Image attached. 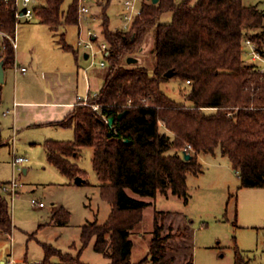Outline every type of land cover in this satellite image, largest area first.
<instances>
[{
  "label": "trees",
  "instance_id": "obj_1",
  "mask_svg": "<svg viewBox=\"0 0 264 264\" xmlns=\"http://www.w3.org/2000/svg\"><path fill=\"white\" fill-rule=\"evenodd\" d=\"M64 1L39 0L37 19L53 31L78 25V0L66 11L62 10ZM104 12L103 36L109 55L105 57L108 68L103 85L96 96L89 97V105L77 104L56 123L73 128L74 139H50L44 146L48 161L71 178L82 175L71 158L82 148L92 147L93 168L112 212L104 224L83 226L82 249L77 256L44 244V259L32 264H53L54 256L60 257V264H87L80 256L92 240L94 250L110 258V264H174L176 257L168 254L173 249L171 241L176 237L188 241L191 250L190 222L174 234L170 226V232L164 234L163 220L171 212L156 210L149 252L133 263L131 231L153 203L130 196L126 189L150 198L172 193L188 203L187 177L202 171L200 154H215L219 149L238 174L239 189L264 188V72L244 61L242 48L245 36L264 45V11L245 5L243 0H152L143 5L127 31L111 30ZM167 12L172 20L163 23L161 17ZM0 23L1 29L13 35L16 18L11 3L0 1ZM149 31L154 34L156 57L152 72L127 62L141 49ZM60 43L77 55L78 50L66 42L65 33ZM14 50L9 38L0 39L4 67L14 64ZM169 70H174L173 78L190 81L186 100L192 105L179 103L162 90ZM93 105H99L100 112ZM105 117H115L114 128ZM161 124L173 136L161 132ZM186 149L192 155L190 160L184 159ZM170 150L175 152L167 154ZM232 197L237 216V195H230L229 201ZM53 220L64 226L70 213L61 207L53 213ZM12 229L9 201L0 192V231L11 233ZM185 264H194L192 252H188ZM235 264H249L240 250L236 251Z\"/></svg>",
  "mask_w": 264,
  "mask_h": 264
},
{
  "label": "rangeland",
  "instance_id": "obj_2",
  "mask_svg": "<svg viewBox=\"0 0 264 264\" xmlns=\"http://www.w3.org/2000/svg\"><path fill=\"white\" fill-rule=\"evenodd\" d=\"M74 0H65L62 10L66 11ZM88 0L90 12L81 18V35L89 38L88 31H93L98 37L95 46L98 48L104 42L103 36V12L106 11L110 19L111 30H124L125 0ZM245 5L257 6L264 11V0H243ZM107 5V7H106ZM95 16V17H94ZM172 20L170 12L164 13L161 22L168 23ZM39 23L38 19L22 21L18 27V39L24 31L26 40L32 43L41 42L40 34L43 30L50 34L48 45L40 46L37 55L53 57L60 53L61 56H72L65 53L61 48L60 38L66 34V42L75 46L78 51V61L81 64V72L86 66L92 68L90 72L101 71L98 76L100 84L107 72L106 68L100 66L101 61H106L102 52L96 56L85 59V54H90L83 47H77L79 37V26L69 25L58 31H52L46 25L33 26ZM30 30V31H29ZM31 32V35L30 33ZM253 32V31H249ZM19 42V40H18ZM154 34L149 31L144 39L142 47L133 58L137 61L129 66H143L151 72L155 66ZM30 52L25 57L31 58ZM61 65H65L63 59ZM29 68L28 63L23 64ZM12 67V73H15ZM11 69V68H10ZM19 70V69H18ZM162 90L172 99L179 103L192 105L186 100L190 91V84L177 78H168L161 85ZM1 106V104H0ZM12 105L0 107V182H9L17 178L22 184L15 200L9 201L13 229L10 237L0 233V264L2 262L11 264H32L41 262L45 257L43 245H51L63 254L70 253L77 256L82 249L81 232L85 224L97 222L104 224L112 212V204L103 198L101 193V182L98 179L92 164L94 149L84 147L77 157L71 161L81 169L87 183L76 184L75 178L62 173L55 165L50 163L45 154L43 142L46 138L54 140H73L74 129L50 127L48 129L27 128L21 129L18 134L13 131V117H4L3 113ZM161 132H169L161 124ZM49 131V132H48ZM47 135V136H45ZM170 150L167 154H173ZM25 156L29 162L23 171L14 170L12 161L15 156ZM199 162L202 171L198 175L189 174L187 177L188 203L183 197L177 195L158 193L155 198L142 197L130 189L127 193L137 199L149 201L153 204L147 207L143 213L141 223L131 231L130 239L133 241L131 261L139 262L147 256L154 230V213L156 210L171 212L163 220L164 234L176 232L178 227L191 225L192 241L191 250L188 243L181 238H175L171 246L175 251H169L170 256H175L174 264H185L188 252H192L195 264H235V254L240 250L244 259L249 264H264V193L255 195L254 188L239 192V177L227 157L223 156L219 149L215 154H201ZM26 169V172L24 170ZM240 194V195H239ZM230 195L241 197L242 205L239 206L234 197L229 201ZM35 198L46 204L45 208H39L31 204L30 200ZM65 208L70 213L68 224L62 226L53 220V213L59 208ZM162 222V221H161ZM94 240L83 249L80 259L87 264H110L111 259L93 248ZM188 249V251L186 250ZM53 264H60L61 259L54 256Z\"/></svg>",
  "mask_w": 264,
  "mask_h": 264
},
{
  "label": "crops",
  "instance_id": "obj_3",
  "mask_svg": "<svg viewBox=\"0 0 264 264\" xmlns=\"http://www.w3.org/2000/svg\"><path fill=\"white\" fill-rule=\"evenodd\" d=\"M41 25L45 24H42L39 21V23L34 24L33 26L41 27ZM78 26L80 33L81 24H78ZM62 27L65 28L66 26H61L60 28ZM49 29L51 28L49 27ZM29 33L31 35V32ZM40 38L41 42L37 40V42L32 43L30 38L26 40L25 31L20 34L18 47L14 50V64L4 67V82L0 84V107L12 105L10 109L8 108V110L3 113V116L13 117V131L15 135L18 134L21 129L32 127L40 129L61 127L56 125V123L62 121L69 113H71L77 104H81L83 99L90 96H96L103 85V82L102 85L100 84L98 77L101 74V71L92 73L90 72L92 68L89 65L81 72V64L78 61L79 51L77 55H75L72 51L64 49L61 45L60 49L62 50L59 51L71 53L73 58L72 56H67L68 54H66V56H61L58 52L55 53L56 55L53 57L37 55L40 46L48 45L47 43L50 41V34H47V32L43 30L42 34H40ZM78 39L77 47H79ZM71 46L75 50H78L75 46ZM27 52H30L33 56L31 58H26L25 53ZM86 54L85 59H88L86 58ZM61 59L65 61V65L60 64ZM24 63H28L29 68L24 67ZM12 67H16V74L12 73ZM23 68H25V71L22 70ZM50 139L51 138H46L43 142L46 156L47 153L44 144ZM200 156L201 154L199 157ZM24 172H26V169ZM246 189L249 188L239 189L238 186L240 193ZM254 189H256V191L264 190V188ZM254 193L255 195H258L259 193L264 192ZM240 200L241 197L239 198L238 196L237 201L241 207L242 202ZM147 202L153 203L152 200ZM0 233L7 237L11 236L5 232L0 231ZM38 263H40V261ZM2 264H4V262H2Z\"/></svg>",
  "mask_w": 264,
  "mask_h": 264
},
{
  "label": "built area",
  "instance_id": "obj_4",
  "mask_svg": "<svg viewBox=\"0 0 264 264\" xmlns=\"http://www.w3.org/2000/svg\"><path fill=\"white\" fill-rule=\"evenodd\" d=\"M4 1L5 3H11L12 8L15 10V18H16V24H15V30L13 35H9L6 31L1 29V23H0V39L4 40L6 38H9L13 44L14 49L18 47V27L22 21H32L36 19V7L38 6L39 0H0ZM152 0H125V13H124V19H125V25L124 28H127V30L130 29L132 23L134 20L142 13L143 5L145 3H149ZM88 0H78L79 4V24L80 20L85 14H88L90 12L89 6L87 5ZM97 34L93 31H88L89 38H84L81 35V29L79 33V39H78V46L83 47L86 50H92L89 51L90 54H88V59L91 58V56H96L97 52H102L104 56L106 57L109 55L108 45L104 41L100 47H96L95 43L98 41ZM243 59L246 63L253 65L259 72H264V45L259 44L258 42L254 41L248 36H245L243 38ZM107 65V61H101L100 66L102 68H105ZM25 71V68L22 69ZM189 84L190 81H187ZM81 99V98H80ZM81 104L83 105H89V97L85 98L81 101ZM93 108L100 112V106L99 105H93ZM106 121L108 122L107 117H105ZM189 149L191 147L189 146ZM187 151V149H186ZM29 162V159L25 156H15L13 158L12 164L15 170L23 171L24 166ZM22 187V184L18 182L17 178H14L12 181L4 182L0 187V192L5 196L8 201L15 200L19 191V188ZM31 204L34 206H37L39 208H44L46 204L42 201H39L35 198H32L30 200ZM4 264H11V262L4 263Z\"/></svg>",
  "mask_w": 264,
  "mask_h": 264
},
{
  "label": "water",
  "instance_id": "obj_5",
  "mask_svg": "<svg viewBox=\"0 0 264 264\" xmlns=\"http://www.w3.org/2000/svg\"><path fill=\"white\" fill-rule=\"evenodd\" d=\"M153 2H157V0H153ZM86 58H88V54H86ZM136 61H137V59H136V58H133V57H130V58H128V60H127V62L130 63V64H132V63H134V62H136ZM174 75H175L174 70H169V71L165 74V76H166L167 78H172ZM4 76H5L4 61H0V84H2V83L4 82ZM125 113H126V112L121 113V114L119 115V118H122V117L125 115ZM114 123H115V117H109V118H108V122H107L108 126H109L110 128H114ZM126 142H127V143H130L129 140H127ZM183 155H184V159H185V160H190V159L192 158V155L189 154L186 150L183 152ZM85 181H86V180H85L83 177H81V176H77V177L75 178V183H76V184H79V185H80V184H84Z\"/></svg>",
  "mask_w": 264,
  "mask_h": 264
}]
</instances>
